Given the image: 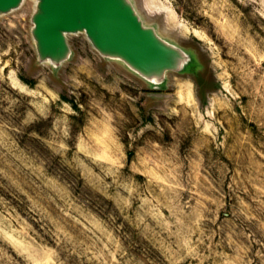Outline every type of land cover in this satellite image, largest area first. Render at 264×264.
<instances>
[{
  "label": "rangeland",
  "instance_id": "1",
  "mask_svg": "<svg viewBox=\"0 0 264 264\" xmlns=\"http://www.w3.org/2000/svg\"><path fill=\"white\" fill-rule=\"evenodd\" d=\"M198 75L152 90L84 35L38 64L0 18V264H264V0H134Z\"/></svg>",
  "mask_w": 264,
  "mask_h": 264
},
{
  "label": "water",
  "instance_id": "2",
  "mask_svg": "<svg viewBox=\"0 0 264 264\" xmlns=\"http://www.w3.org/2000/svg\"><path fill=\"white\" fill-rule=\"evenodd\" d=\"M28 0H0V18ZM31 37L37 63L58 72L72 60L70 36L84 35L105 60L121 63L152 90L166 87L169 74L198 75L196 54L148 24L134 0H31Z\"/></svg>",
  "mask_w": 264,
  "mask_h": 264
},
{
  "label": "bare ground",
  "instance_id": "3",
  "mask_svg": "<svg viewBox=\"0 0 264 264\" xmlns=\"http://www.w3.org/2000/svg\"><path fill=\"white\" fill-rule=\"evenodd\" d=\"M74 36H78V35H74Z\"/></svg>",
  "mask_w": 264,
  "mask_h": 264
}]
</instances>
